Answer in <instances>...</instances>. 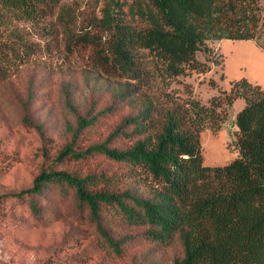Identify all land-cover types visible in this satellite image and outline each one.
Listing matches in <instances>:
<instances>
[{
  "label": "trees",
  "instance_id": "obj_1",
  "mask_svg": "<svg viewBox=\"0 0 264 264\" xmlns=\"http://www.w3.org/2000/svg\"><path fill=\"white\" fill-rule=\"evenodd\" d=\"M95 1L101 4L95 26L111 35L100 57L126 81L105 107L92 104L76 116L52 164L29 188L0 196V210L15 198L43 221L39 202L55 190L107 259L126 257L137 238L161 248L177 239L170 264H264V88L246 78L230 80L206 104L188 85L181 97L145 95L219 64L209 57V41L264 39V0ZM58 3L0 0V24L32 19ZM78 42L96 44V38L83 35ZM237 100L243 101L234 116L237 154L226 164L205 165L199 135L218 132ZM22 108L23 123L35 128ZM120 113L104 141H87L99 120ZM97 160L106 165L90 168Z\"/></svg>",
  "mask_w": 264,
  "mask_h": 264
},
{
  "label": "rangeland",
  "instance_id": "obj_2",
  "mask_svg": "<svg viewBox=\"0 0 264 264\" xmlns=\"http://www.w3.org/2000/svg\"><path fill=\"white\" fill-rule=\"evenodd\" d=\"M100 6L95 0H59L56 7H46L32 19L0 24V71L4 77L0 80V196L29 188L70 140L76 116L85 114L92 104L96 110L105 107L112 92L125 83L100 57L99 47L107 48L111 42L110 33L95 26ZM83 35L94 36L96 44L78 42ZM249 43L209 41V57L219 64H211L205 74L178 78L168 90L152 88L145 95L160 101L167 93L181 97L188 85L206 104L219 89L229 88L230 76L240 74L233 66L248 62L244 47ZM252 44L264 51V39ZM138 56L147 62L146 52L139 51ZM198 59L204 61V55L199 53ZM23 105L35 128L23 123ZM238 106L229 109L218 132L200 133L205 165H223L236 156L234 116ZM122 115L99 120L87 131V141H104ZM97 163L106 165L97 160L90 168ZM39 204L44 218L38 222L25 201L7 198L0 210V264H170L178 252L177 239L171 247L161 248L137 238L126 257L107 259L103 252L92 248L90 230L85 231V226L75 221L70 204L55 190Z\"/></svg>",
  "mask_w": 264,
  "mask_h": 264
},
{
  "label": "crops",
  "instance_id": "obj_3",
  "mask_svg": "<svg viewBox=\"0 0 264 264\" xmlns=\"http://www.w3.org/2000/svg\"><path fill=\"white\" fill-rule=\"evenodd\" d=\"M249 44L251 45L244 47L245 53L249 57L248 62L243 64L236 63L233 66V70L238 71L240 74H237L236 78H232L234 76H230V78L231 80L246 78L249 82L264 88V51L254 46L252 41ZM243 67H246V69L242 70ZM237 103H239L237 109L240 110L243 106V101L237 100L233 106H236Z\"/></svg>",
  "mask_w": 264,
  "mask_h": 264
}]
</instances>
